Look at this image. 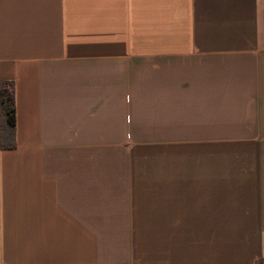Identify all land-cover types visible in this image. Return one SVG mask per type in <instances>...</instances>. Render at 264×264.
<instances>
[{
	"label": "crops",
	"instance_id": "1",
	"mask_svg": "<svg viewBox=\"0 0 264 264\" xmlns=\"http://www.w3.org/2000/svg\"><path fill=\"white\" fill-rule=\"evenodd\" d=\"M0 264H264V0H0Z\"/></svg>",
	"mask_w": 264,
	"mask_h": 264
},
{
	"label": "trees",
	"instance_id": "2",
	"mask_svg": "<svg viewBox=\"0 0 264 264\" xmlns=\"http://www.w3.org/2000/svg\"><path fill=\"white\" fill-rule=\"evenodd\" d=\"M15 87L12 81H0V149L16 147Z\"/></svg>",
	"mask_w": 264,
	"mask_h": 264
}]
</instances>
